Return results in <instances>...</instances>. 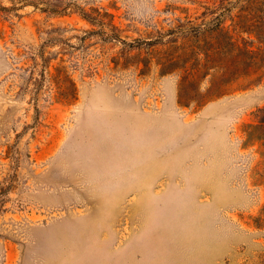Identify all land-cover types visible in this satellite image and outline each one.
<instances>
[{"label":"rangeland","instance_id":"1","mask_svg":"<svg viewBox=\"0 0 264 264\" xmlns=\"http://www.w3.org/2000/svg\"><path fill=\"white\" fill-rule=\"evenodd\" d=\"M231 1L0 0V264H264V78L179 96Z\"/></svg>","mask_w":264,"mask_h":264},{"label":"trees","instance_id":"2","mask_svg":"<svg viewBox=\"0 0 264 264\" xmlns=\"http://www.w3.org/2000/svg\"><path fill=\"white\" fill-rule=\"evenodd\" d=\"M216 2L218 0H215ZM224 8L232 5L231 0H219ZM239 12L236 19H232V29H226L222 24L217 23L211 29L218 33V39L206 48L193 51L194 62L192 65H185L180 81V102L195 98L190 96L191 81L200 80L211 74L210 70H220L221 78L210 79L207 97H220L233 90V85L239 81L248 80L249 84L260 82L264 78V0H237L234 4H239ZM247 34L248 38L254 36V40L245 37H236L237 34ZM223 37L224 40L219 41ZM259 44V48H254V43ZM202 54L204 62H201L199 55ZM220 55H226L222 63L228 62L229 67H221L216 62ZM245 63V67H238V64ZM221 64V63H220ZM223 68V69H222ZM213 76V74H211ZM214 77V76H213ZM71 98H75V93H70ZM182 99V100H181ZM261 130V135L256 137L257 141H264V109L260 118V124L256 129ZM264 145V143H262Z\"/></svg>","mask_w":264,"mask_h":264}]
</instances>
